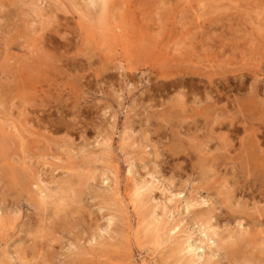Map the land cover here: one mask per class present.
Listing matches in <instances>:
<instances>
[{
    "label": "rangeland",
    "instance_id": "374dc122",
    "mask_svg": "<svg viewBox=\"0 0 264 264\" xmlns=\"http://www.w3.org/2000/svg\"><path fill=\"white\" fill-rule=\"evenodd\" d=\"M35 1L0 0V264H229L223 247L264 201L231 190L237 161L216 153L248 128H194L188 110L209 92L263 148L264 0ZM196 162L220 165L206 179Z\"/></svg>",
    "mask_w": 264,
    "mask_h": 264
},
{
    "label": "bare ground",
    "instance_id": "6f19581e",
    "mask_svg": "<svg viewBox=\"0 0 264 264\" xmlns=\"http://www.w3.org/2000/svg\"><path fill=\"white\" fill-rule=\"evenodd\" d=\"M8 1H10V0H8ZM40 1V0H39ZM76 1H79V0H76ZM108 1H110V0H88V3L89 4H91V5H99V7H100V9H104L105 8V6L106 5H108ZM2 2V1H1ZM35 2H37V0L35 1ZM121 2V1H120ZM16 3V2H15ZM18 3V2H17ZM39 3V2H38ZM75 3V2H74ZM119 4V3H118ZM8 5V4H7ZM13 5V4H12ZM3 6H5V5H3ZM10 6V5H9ZM24 6V5H23ZM50 6V5H49ZM48 6V8H50ZM122 6H123V4H122ZM75 7V6H74ZM17 8V7H16ZM20 8V7H19ZM19 8H18V10H19ZM26 9H29V8H27V7H25ZM4 9V8H3ZM56 9V8H55ZM2 9H0V11H1ZM30 10V9H29ZM50 10V9H49ZM54 10V9H53ZM89 10V9H88ZM20 11H22L21 9H20ZM14 12V11H13ZM26 12H28V11H26ZM26 12H24V14H26ZM51 12H52V10H51ZM53 13V12H52ZM56 13V12H55ZM22 15H23V12L21 13ZM43 14V13H42ZM57 15H59L58 13H56ZM15 15V14H14ZM13 15V16H14ZM37 15V14H36ZM97 15V14H96ZM95 15V16H96ZM25 16V15H24ZM28 16V15H27ZM47 16V15H46ZM55 16V15H54ZM26 17V16H25ZM42 17V16H41ZM82 17V16H81ZM2 18V17H1ZM0 18V19H1ZM14 18H16V16L14 17ZM27 18V17H26ZM59 18V17H58ZM84 18V17H83ZM82 18V19H83ZM99 18V17H98ZM17 19H18V17H17ZM43 19V18H42ZM4 20V19H3ZM14 20V19H13ZM54 20H56V19H54ZM6 21V20H5ZM33 21V20H32ZM44 21V20H43ZM78 21V20H77ZM82 21V20H81ZM0 22L1 23H5L4 21L2 22L1 20H0ZM10 22H12L11 20H10ZM28 22V21H27ZM14 23V22H13ZM24 23V22H23ZM22 23V24H23ZM41 23V22H40ZM55 23H56V21H55ZM57 23H59V22H57ZM56 23V25H58ZM69 23V22H68ZM2 25V24H1ZM0 25V26H1ZM5 25L7 26V25H9V24H6L5 23ZM16 25V24H15ZM51 25V24H50ZM4 26V25H3ZM62 26V25H61ZM5 27V26H4ZM13 27H15V26H13ZM18 27V26H17ZM56 27V26H55ZM60 27V26H59ZM3 28V27H2ZM8 27H6L5 29H7ZM12 28V27H11ZM57 28V27H56ZM49 29H52V28H49ZM8 30V29H7ZM13 30V29H12ZM58 30H60L59 28H58ZM1 31V30H0ZM30 31V30H29ZM39 31H40V29H39ZM53 31V30H52ZM9 32L11 33L12 31L10 30V31H8L7 33L9 34ZM14 32V31H13ZM48 32V31H47ZM78 32H79V29H78ZM43 33V32H42ZM13 34V33H12ZM46 36V35H45ZM4 37H5V35H4ZM4 37L2 36V38L4 39ZM37 37V36H36ZM52 37V36H51ZM25 38H27V37H25ZM38 38V37H37ZM40 38H42V39H40V41H39V47H40V49L42 50V51H44V48L45 47H47V45L45 46V44H46V37H43V36H41ZM1 39V38H0ZM47 40H49V38L47 39ZM76 40V39H75ZM38 41V40H37ZM52 41V40H51ZM53 42V41H52ZM51 42V43H52ZM49 43V42H48ZM34 44H36L35 42H34ZM50 44V43H49ZM53 44H55V45H57L55 42L54 43H52V45H51V47H53L54 45ZM5 45V44H4ZM3 46V45H2ZM58 46H60V45H58ZM214 46V45H213ZM4 47H6V46H3V48ZM9 47V46H8ZM54 47H57V46H54ZM200 47V46H199ZM50 48V47H49ZM58 48V47H57ZM5 49V48H4ZM4 49H3V51H4ZM55 49V48H54ZM59 49V48H58ZM58 49H55V52L58 50ZM38 50V49H37ZM52 50V49H51ZM50 50V51H51ZM205 50H206V48H205ZM6 51V50H5ZM52 51H54V50H52ZM59 51V50H58ZM57 51V58H56V56L55 55H53V54H51V55H53V58H55L57 61H58V64L57 65H54V66H56L57 68H60L61 67V65H62V62H61V54L59 53ZM39 52V51H38ZM54 52V53H55ZM60 52H62V51H60ZM44 55H46V53H44V52H42ZM53 53V52H52ZM63 53V52H62ZM243 53V52H242ZM2 55V54H1ZM42 56V57H45V59H46V56ZM55 56V57H54ZM38 57V56H37ZM49 57H51V56H49ZM217 57V56H216ZM2 58V57H1ZM223 58V57H222ZM44 59V58H43ZM39 61H40V59H38ZM44 61V60H43ZM54 63V62H53ZM45 64H46V62H45ZM56 64V63H55ZM73 64V63H72ZM1 69L0 70H2V67H0ZM184 68V67H183ZM184 70H185V68H184ZM61 70H59L58 72H60ZM189 72V71H188ZM198 72H201V71H198ZM2 73V72H1ZM204 73V72H203ZM188 74V73H187ZM205 74V73H204ZM210 73H208V75H209ZM219 74V73H218ZM5 76V75H4ZM188 76V75H187ZM228 77H229V75H227ZM1 77V76H0ZM5 77H7V76H5ZM184 77V76H183ZM205 77V76H204ZM207 77V76H206ZM28 78V77H27ZM26 78V79H27ZM223 78H224V76H223ZM38 79V78H37ZM40 79V78H39ZM198 79V78H197ZM197 79L195 80V81H197ZM216 79V78H215ZM228 79V78H227ZM232 79V78H231ZM241 79V78H240ZM28 80V79H27ZM181 80V79H180ZM185 80V79H184ZM190 80V79H189ZM194 80V79H193ZM200 80H201V78H200ZM199 80V81H200ZM229 80V79H228ZM242 80V79H241ZM246 80V79H245ZM195 81H194V83H195ZM198 81V82H199ZM202 81V80H201ZM212 81H213V79H212ZM230 81V80H229ZM243 81V80H242ZM242 81H240L241 83H242ZM1 82V81H0ZM58 82V81H57ZM56 82V83H57ZM179 83H180V81H178ZM193 82V81H192ZM226 82V81H225ZM232 82H234V81H232ZM244 82V81H243ZM185 83V82H184ZM213 83V82H212ZM212 83H210V84H212ZM191 84L192 83H190V85L189 86H191ZM200 84V83H199ZM204 85V83H201V85ZM206 84V83H205ZM253 84V83H252ZM180 85V84H179ZM195 85V84H194ZM203 85L201 86V89L203 88ZM214 85V84H213ZM229 85V84H228ZM227 85V86H228ZM0 86H1V84H0ZM196 86V85H195ZM238 86V85H237ZM242 86V85H241ZM253 86H255V85H253ZM176 87V86H175ZM178 87V86H177ZM198 87V86H197ZM214 87V86H213ZM217 87V86H216ZM240 87V86H239ZM256 87V86H255ZM187 88V87H186ZM189 88H191V87H189ZM194 88V87H193ZM206 88H208V87H206ZM232 88V87H231ZM245 88V87H244ZM27 89V88H26ZM196 90H198L197 88H195ZM205 89V88H204ZM202 90V92L203 91H205V90ZM215 89V88H214ZM225 90H226V87L224 88ZM254 89V88H253ZM195 90V91H196ZM199 90H200V87H199ZM198 90V91H199ZM232 90H233V88H232ZM238 90V89H237ZM176 91V90H175ZM194 91V90H193ZM209 91V90H208ZM214 91V90H213ZM220 91V90H219ZM252 91V90H251ZM183 92V91H182ZM187 92V91H186ZM185 92V93H186ZM218 92V91H217ZM222 92H224L223 90H222ZM242 92V91H241ZM189 93H192V92H190L189 91ZM209 92H206L205 93V96L203 95L202 96V94L203 93H200L201 94V96L202 97H200L199 99H197V100H193V99H191V102L190 103H193L194 105L192 106L193 108H191L190 110H188L189 111V113L191 112V116L193 117V118H191V117H189V118H191V122L190 123H188L189 124V126H191V127H197L196 125H200L201 126V128L202 129H208V131L210 132L213 128H217V129H220V128H222V127H226V129H228V130H230L229 129V127H237L236 125H235V123H233V121L235 120H237V122L238 121H241L242 122V127L243 128H245V126L243 125L244 123H246V126H247V128H248V136H249V138H247L246 140H243V137H242V140L239 142V144H238V152H234L233 154H229L230 153V149H229V147L226 149L225 147H226V144H230L229 142H230V140L232 139H228L227 138V135L226 134H222L221 135V146L220 147H222L223 149H220V150H223V151H218L216 154H222L221 155V157L223 158V156L225 157V158H228L229 160H234V161H237V163H236V165L234 166V165H232L231 164V171H230V173L232 174H229V175H231L232 177H231V181H230V186H231V190H234V189H236V190H239L238 192L239 193H242L241 195H240V197L243 199V198H246V197H249V198H253L254 197V195L256 194H260L261 195V197L263 198V201H264V144H263V148H261L259 145H261L262 144V142H259L257 139H255V136H256V134H255V128H254V123H253V120L252 119H249L250 117H244V119L242 118L241 120H239L238 118H236V117H220V115H219V113H217L216 112V110H215V108H214V104L212 103V104H210V103H208V102H206V99L207 98H210V95L208 94ZM211 93V92H210ZM225 93V92H224ZM233 93V92H232ZM238 93V92H237ZM236 93V94H237ZM248 93V92H247ZM250 93V92H249ZM260 93V92H259ZM216 94V93H215ZM235 94V95H236ZM217 95H218V93H217ZM238 95L239 96H242V94H239L238 93ZM243 95H245V93H243ZM44 96V95H43ZM200 96V95H199ZM227 96V95H226ZM246 96H248L247 94H246ZM250 96V95H249ZM182 97V93L180 92V94L178 93V98H181ZM216 97V96H215ZM218 97V96H217ZM230 97H232V96H230ZM245 97V96H244ZM251 97V96H250ZM249 97V98H250ZM253 97V96H252ZM255 97V96H254ZM190 98V97H189ZM212 98H213V96H212ZM211 98V99H212ZM234 98H236V97H234ZM237 98H238V96H237ZM221 99V98H220ZM233 99V98H232ZM247 99H248V97H247ZM251 99V98H250ZM217 100V99H216ZM264 100V99H263ZM227 101V100H226ZM229 101H231V100H229ZM235 101H237L236 99H235ZM247 102V101H246ZM221 103H223L222 101H221ZM225 103V102H224ZM218 104V103H217ZM235 104V103H234ZM233 104V105H234ZM184 105V104H183ZM185 105H187V104H185ZM225 105H227V104H225ZM229 105V104H228ZM216 106V105H215ZM230 106V105H229ZM246 108V107H245ZM219 109H221V108H219ZM239 109V108H238ZM251 109V108H250ZM179 110V109H178ZM246 110H248V109H246ZM187 111V112H188ZM219 111V110H218ZM221 111V110H220ZM231 111V110H230ZM249 111V110H248ZM251 111V110H250ZM18 112V111H17ZM221 112H223V111H221ZM244 112V111H243ZM233 113V112H232ZM245 113V112H244ZM264 113V112H263ZM213 114V116L212 117H208V116H211ZM12 115V114H11ZM219 115V116H218ZM259 115V114H258ZM263 115V114H262ZM195 116V117H194ZM198 116V117H197ZM255 116V115H254ZM236 118V119H235ZM254 119V118H253ZM246 120H250V121H246ZM12 122V121H11ZM13 123V122H12ZM11 123V124H12ZM249 124V125H248ZM239 125V124H238ZM240 126V125H239ZM185 127H187L186 125H185ZM241 127V126H240ZM6 128H8V127H6ZM42 128V127H41ZM238 128V127H237ZM16 129V128H15ZM1 130V129H0ZM11 130V129H10ZM223 130H225L224 128H223ZM237 129H235L234 131H236ZM253 130V131H252ZM2 131V130H1ZM7 131V130H6ZM28 131H29V129H28ZM215 131H216V129H215ZM238 131V130H237ZM13 132V131H12ZM227 132V131H226ZM230 132V131H229ZM3 133V132H2ZM199 133V132H198ZM221 133V132H220ZM232 133V132H231ZM236 133V132H235ZM19 134V133H18ZM234 134V133H233ZM44 135V134H43ZM7 136V135H6ZM40 136V135H39ZM229 137H230V135H228ZM247 136V137H248ZM257 137V136H256ZM258 137H259V135H258ZM20 138V137H19ZM235 138V137H234ZM237 138V137H236ZM245 138V137H244ZM24 139V138H23ZM263 139V138H262ZM8 140H10V139H8L7 137H3V138H0V145L1 146H4V145H6L7 144V142H8ZM21 140V139H20ZM19 141V140H18ZM178 141L179 142H181L182 141V137H181V139H178ZM21 142V141H20ZM13 144V143H12ZM14 145V144H13ZM199 145L200 146H198L197 148H198V151H200L201 153H203V154H207V149H206V143L204 142V141H202V142H200L199 143ZM23 147V146H22ZM6 148V147H5ZM232 149H233V147H231ZM24 149V148H23ZM4 150V149H3ZM186 150V147L185 148H183L182 149V147H179L178 149H177V151H174L175 153L177 152V153H179V152H184ZM219 150V149H218ZM235 151H236V149H235ZM8 153V152H7ZM16 154V153H15ZM202 154V155H203ZM0 155H1V153H0ZM201 154L199 153L198 154V157H197V160H198V158H199V156H200ZM9 156V155H8ZM24 156V155H23ZM30 157V156H29ZM206 157V156H205ZM214 157V156H213ZM15 158H17V157H15ZM24 158V157H23ZM210 158V157H209ZM14 159V158H13ZM17 159H19V158H17ZM203 159V158H202ZM206 159V158H205ZM218 159H220V158H218ZM11 160V159H10ZM207 160H208V158H207ZM214 160V159H213ZM14 161V160H13ZM19 162V161H18ZM207 162V161H206ZM205 164V163H204ZM208 165V164H207ZM218 165H220V164H218V163H215V165L213 164H211V165H208V167H207V169L206 168H201V167H199L198 166V163L196 162V166L197 167H199L200 169H201V172H202V177L203 178H208V177H206V176H208V173L210 172V168L212 169L211 171L212 172H210V176H212L213 174L212 173H215V171L217 170V166ZM1 166H3V165H1ZM237 166V168H235ZM12 167V166H11ZM14 167V166H13ZM226 167V166H225ZM18 168V167H17ZM17 168H13L14 170H16ZM193 168H196L195 166L193 167ZM215 168H216V170H215ZM229 168V167H228ZM19 169V168H18ZM227 169V168H226ZM224 170V169H223ZM229 170V169H228ZM0 171H3V170H0ZM5 173H6V171H5ZM217 173V172H216ZM0 175H2V174H0ZM22 175V174H21ZM37 175V174H36ZM15 176H17V174L15 173ZM40 176V175H39ZM24 177V176H23ZM1 178H3V177H1ZM0 178V180H2ZM20 178V177H19ZM19 178H17V179H19ZM38 178V177H37ZM228 178H229V176H228ZM4 180V179H3ZM2 180V181H3ZM21 180H22V182H23V178L21 177ZM7 182V181H6ZM228 183H229V181H227ZM5 183V182H4ZM38 183V182H37ZM36 185V184H35ZM39 185H40V183H39ZM6 186V185H5ZM9 186V185H8ZM48 186V185H47ZM7 187V186H6ZM222 187H225V186H222ZM16 188V187H15ZM38 188V187H37ZM218 188V187H217ZM9 189V188H8ZM7 189V190H8ZM39 190H41L40 188H38ZM38 189H37V192H38ZM2 190V189H1ZM11 190V189H10ZM9 190V191H10ZM70 190V189H69ZM6 191V190H5ZM42 191V190H41ZM73 191V190H72ZM1 192V191H0ZM3 192H4V190H3ZM44 192H46V191H44ZM43 192V193H44ZM237 192V193H238ZM41 194V193H40ZM47 194H48V192H47ZM70 194H71V192H70ZM218 194V193H217ZM221 194V193H220ZM74 195V194H73ZM223 195V194H222ZM245 195V196H244ZM44 196V195H43ZM67 197H68V195H66ZM72 196V195H71ZM1 197H2V195H1ZM228 197H232V194H231V191L229 190V191H227L226 193H224V197H222V198H219V203H225L226 204V206L227 207H231L232 205H231V202H230V200H229V198ZM69 198V197H68ZM218 199V198H217ZM39 200V199H38ZM71 200H72V198H71ZM204 200V199H203ZM68 201V200H67ZM216 201V200H215ZM1 202V201H0ZM41 203H39V201H37V203H36V205H40L41 204V206H43V204L42 203H44L45 202V200L42 198L41 199V201H40ZM47 202V201H46ZM50 202V201H49ZM138 202H139V200H138ZM69 203V202H68ZM72 202L70 201V204H71ZM205 203V202H204ZM254 203V202H253ZM65 204V202L63 201V199H59V202L56 204V206H57V209H59L60 207H58V206H63ZM1 205H2V203H1ZM189 205V204H188ZM38 206L36 207V210L38 209ZM47 206H48V204H47ZM254 207V206H253ZM65 208V207H64ZM69 208V207H68ZM255 208V207H254ZM42 209V208H41ZM47 209V208H46ZM45 209V210H46ZM2 210V209H1ZM39 210H40V208H39ZM44 210V211H45ZM64 210V209H63ZM254 210V209H253ZM257 211H259L258 212V214L256 215V216H251V218H246V217H244V224L246 225L245 226V229H244V232H238V231H236V232H233L235 235H236V238H235V240H233V241H231V242H229V243H227V242H225V243H227L224 247H223V249H224V251H225V254L227 255V257H228V262H229V264L230 263H232V264H239V262H243L244 261V264H245V260L248 262V261H261V258H259V257H257V258H255V259H250L249 260V258L247 257V256H251V254H253V252L254 253H256L257 252V254L259 255V256H262L263 254H264V206H261V207H258V209H257ZM256 211V212H257ZM52 212V211H51ZM57 212V211H56ZM69 212V211H68ZM63 213V212H62ZM65 213V212H64ZM53 215V214H52ZM44 216H45V214H44ZM55 216V215H54ZM63 216V215H62ZM225 216V215H224ZM43 217V216H42ZM41 217V218H42ZM58 217V216H57ZM40 218V217H39ZM38 218V219H39ZM40 218V219H41ZM45 218V217H44ZM67 218H69V217H67ZM51 219V218H50ZM221 219V218H220ZM240 219H241V217H240ZM44 220V219H43ZM208 220V219H207ZM40 221H42V220H39V224H40ZM63 221V220H62ZM249 224H250V227H249ZM37 225V224H36ZM45 225V224H44ZM241 225V224H240ZM200 226V225H199ZM248 226V227H247ZM259 226H262V228L260 229V228H258ZM35 227V226H34ZM254 227H256L257 229L255 230V234L257 235H255V234H251L253 231V228ZM1 228V227H0ZM30 228H32V227H30ZM36 229H37V226L35 227ZM155 228V227H154ZM33 229V228H32ZM39 229V228H38ZM156 229V228H155ZM206 229V228H205ZM31 230V229H30ZM202 230H204V229H202ZM31 231H34V230H31ZM41 232V231H40ZM31 233V232H30ZM156 233V232H155ZM182 234V233H181ZM259 235V236H258ZM93 236V235H92ZM150 236H151V234H150ZM33 237V236H32ZM221 237V236H220ZM230 237V236H229ZM31 239V238H30ZM33 239H34V237H33ZM32 240V239H31ZM218 240V239H217ZM220 240V239H219ZM36 241V240H35ZM221 241H222V239H221ZM30 244H31V241H30ZM218 244V243H217ZM71 246V245H70ZM193 248V247H192ZM217 249V248H216ZM29 253V252H28ZM195 254V253H194ZM23 255V254H22ZM25 255H27L28 256V254H24V256H22V262H23V264H26L28 261H29V259H31L32 258V256H28L29 258H28V260L26 259L27 258V256H25ZM253 256H254V254H253ZM255 257V256H254ZM34 259V258H33ZM243 259H245V260H243ZM264 259V258H263ZM32 260V259H31ZM243 260V261H242ZM21 261V260H20ZM248 263H251V262H248ZM35 264V263H34ZM218 264V263H217ZM252 264V263H251ZM259 264H261V263H259Z\"/></svg>",
    "mask_w": 264,
    "mask_h": 264
}]
</instances>
